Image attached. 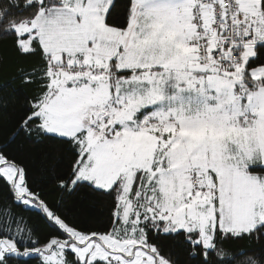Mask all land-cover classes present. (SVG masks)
<instances>
[{
	"label": "snow or ice",
	"instance_id": "snow-or-ice-1",
	"mask_svg": "<svg viewBox=\"0 0 264 264\" xmlns=\"http://www.w3.org/2000/svg\"><path fill=\"white\" fill-rule=\"evenodd\" d=\"M0 264H264V0H0Z\"/></svg>",
	"mask_w": 264,
	"mask_h": 264
}]
</instances>
